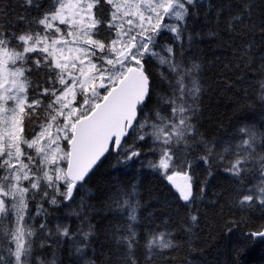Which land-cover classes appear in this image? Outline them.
I'll use <instances>...</instances> for the list:
<instances>
[{"label": "trees", "instance_id": "trees-1", "mask_svg": "<svg viewBox=\"0 0 264 264\" xmlns=\"http://www.w3.org/2000/svg\"><path fill=\"white\" fill-rule=\"evenodd\" d=\"M58 1L0 0V39L15 47L41 34ZM94 1L107 30L95 38L108 44L113 8ZM183 9L140 62L150 92L136 125L176 126L186 137L138 140L133 130L71 195L62 184H25L21 202L5 199L0 264H264V0H183ZM36 57L28 69L30 55L21 62L37 110L25 113L29 123L61 88L52 61ZM184 102L185 120L172 108ZM164 148L162 167L191 177L187 202L159 166ZM18 222L25 240L15 257Z\"/></svg>", "mask_w": 264, "mask_h": 264}, {"label": "rangeland", "instance_id": "rangeland-1", "mask_svg": "<svg viewBox=\"0 0 264 264\" xmlns=\"http://www.w3.org/2000/svg\"><path fill=\"white\" fill-rule=\"evenodd\" d=\"M105 1L113 8L110 26L114 35L108 44L95 38L97 35L105 37L107 30L95 17L94 0H59L54 11L45 16L41 34L23 37L15 47L0 39V163L3 164L0 168V220L5 211V199L14 196L21 202L28 190L27 183L41 188L62 184L68 192L70 182L64 163L75 121L95 108L130 67L139 65L150 55L157 35L173 31V21L184 15L183 0ZM36 53L56 66L61 88L53 95V102L45 110L47 113H41V118L29 123L25 113L27 115L29 110L37 113V110L28 102L23 71L32 65L30 61H38ZM28 54L30 59L23 69L21 62ZM177 105L172 108L179 109L185 120L188 104ZM182 127L188 129L187 123L182 121ZM175 128L167 131L160 128V124L156 127L137 123L131 132L140 129L138 140L149 133L156 135L160 142L168 141L172 132L177 138L186 137L185 129ZM164 149L159 166L167 180L171 183L174 174H181L191 183L188 174L162 167L171 160ZM17 224L18 233L11 240L16 241L15 257L21 256L25 240V233L20 223ZM154 242L167 244L164 237H157Z\"/></svg>", "mask_w": 264, "mask_h": 264}, {"label": "water", "instance_id": "water-1", "mask_svg": "<svg viewBox=\"0 0 264 264\" xmlns=\"http://www.w3.org/2000/svg\"><path fill=\"white\" fill-rule=\"evenodd\" d=\"M149 92L150 79L144 68L132 66L87 116L75 122L66 167L71 194L76 185L89 178L112 146L115 152L120 149L137 122L138 108ZM172 184L184 201L191 199L192 187L182 176L173 175Z\"/></svg>", "mask_w": 264, "mask_h": 264}]
</instances>
